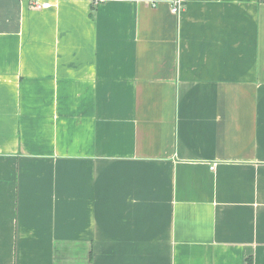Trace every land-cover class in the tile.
<instances>
[{
    "label": "crops",
    "instance_id": "0c3cea01",
    "mask_svg": "<svg viewBox=\"0 0 264 264\" xmlns=\"http://www.w3.org/2000/svg\"><path fill=\"white\" fill-rule=\"evenodd\" d=\"M0 0V264H264V0Z\"/></svg>",
    "mask_w": 264,
    "mask_h": 264
},
{
    "label": "built area",
    "instance_id": "2783aa9c",
    "mask_svg": "<svg viewBox=\"0 0 264 264\" xmlns=\"http://www.w3.org/2000/svg\"><path fill=\"white\" fill-rule=\"evenodd\" d=\"M30 4L36 9L45 8L48 5V1L46 0H30ZM181 5L180 0H175L172 4L171 10L176 13L179 11Z\"/></svg>",
    "mask_w": 264,
    "mask_h": 264
},
{
    "label": "trees",
    "instance_id": "16d2710c",
    "mask_svg": "<svg viewBox=\"0 0 264 264\" xmlns=\"http://www.w3.org/2000/svg\"><path fill=\"white\" fill-rule=\"evenodd\" d=\"M247 264H251L250 260H248Z\"/></svg>",
    "mask_w": 264,
    "mask_h": 264
}]
</instances>
